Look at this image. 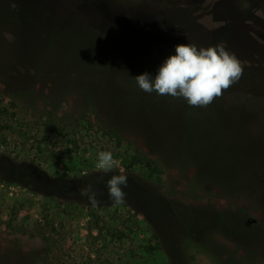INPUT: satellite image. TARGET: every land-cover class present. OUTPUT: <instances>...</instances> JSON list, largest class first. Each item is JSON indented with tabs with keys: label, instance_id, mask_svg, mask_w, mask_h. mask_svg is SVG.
I'll return each mask as SVG.
<instances>
[{
	"label": "rangeland",
	"instance_id": "rangeland-1",
	"mask_svg": "<svg viewBox=\"0 0 264 264\" xmlns=\"http://www.w3.org/2000/svg\"><path fill=\"white\" fill-rule=\"evenodd\" d=\"M181 43L243 75L141 90ZM0 264H264V0H0Z\"/></svg>",
	"mask_w": 264,
	"mask_h": 264
},
{
	"label": "clouds",
	"instance_id": "clouds-1",
	"mask_svg": "<svg viewBox=\"0 0 264 264\" xmlns=\"http://www.w3.org/2000/svg\"><path fill=\"white\" fill-rule=\"evenodd\" d=\"M243 67L235 54L221 45L197 48L188 43L178 44L175 54L170 55L160 66L154 78L145 72L135 77L138 87L147 93L183 98L193 107H206L223 92L238 82ZM119 167L111 151L98 154L97 170L107 174ZM128 178L123 172L112 175L106 183L109 199L116 204L125 197L124 188ZM80 195L89 203H98L97 192L88 185L79 189Z\"/></svg>",
	"mask_w": 264,
	"mask_h": 264
},
{
	"label": "trees",
	"instance_id": "trees-1",
	"mask_svg": "<svg viewBox=\"0 0 264 264\" xmlns=\"http://www.w3.org/2000/svg\"><path fill=\"white\" fill-rule=\"evenodd\" d=\"M135 159H136V160H139V161H141V162L144 161V158H143L142 156H138V155L135 156Z\"/></svg>",
	"mask_w": 264,
	"mask_h": 264
},
{
	"label": "built area",
	"instance_id": "built-area-1",
	"mask_svg": "<svg viewBox=\"0 0 264 264\" xmlns=\"http://www.w3.org/2000/svg\"><path fill=\"white\" fill-rule=\"evenodd\" d=\"M116 160H118V158L114 157Z\"/></svg>",
	"mask_w": 264,
	"mask_h": 264
}]
</instances>
